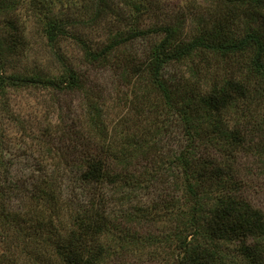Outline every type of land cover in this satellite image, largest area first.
<instances>
[{
  "label": "trees",
  "instance_id": "16d2710c",
  "mask_svg": "<svg viewBox=\"0 0 264 264\" xmlns=\"http://www.w3.org/2000/svg\"><path fill=\"white\" fill-rule=\"evenodd\" d=\"M209 1L215 20L182 33L145 22L151 0H0V67L34 25L129 89L109 120L62 55L55 72H0L3 89L82 96L75 118H15L27 164L0 129V264H264V202L239 169L264 159V0ZM107 16L122 22L92 40Z\"/></svg>",
  "mask_w": 264,
  "mask_h": 264
},
{
  "label": "rangeland",
  "instance_id": "374dc122",
  "mask_svg": "<svg viewBox=\"0 0 264 264\" xmlns=\"http://www.w3.org/2000/svg\"><path fill=\"white\" fill-rule=\"evenodd\" d=\"M151 7L144 13L149 16L145 22L178 23L182 33L190 32V30L193 32L198 25L211 24L215 20L214 14L217 11L215 3L209 0H151ZM121 22L117 16H107L93 28H88L87 32L92 40H99L108 34L107 31L110 28ZM141 44L137 42L136 48L139 49ZM25 45V49L20 53L4 57L1 61V73L27 72L33 67L55 72L59 66L56 56L62 55V58L84 74L89 92L104 103L101 106L107 114L105 116L111 120L121 115V108L127 104L123 96L125 97L129 89L117 75V65L103 67L89 63L84 58L82 50L71 39H66L55 45L47 44L46 38L34 25L29 26ZM81 103L80 92L54 95L41 88H0V129L4 130L6 151L13 156L20 155L18 160L23 164L29 162L26 158L27 150L24 143L32 145L34 142L27 136L29 130L20 127L15 118L21 117L26 120L30 116H51L52 120L75 118V115H82ZM7 116L15 117L8 120ZM171 141H175V139L166 137L162 144L169 149L174 146H171ZM239 169L245 183L249 185L250 190L247 192L251 193L250 197L253 196L251 200L257 205H262L264 202V159L254 153L244 154L239 159ZM143 229L153 230L155 228L146 226Z\"/></svg>",
  "mask_w": 264,
  "mask_h": 264
}]
</instances>
